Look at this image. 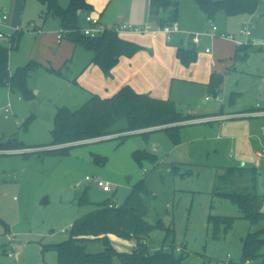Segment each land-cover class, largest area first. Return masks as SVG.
Wrapping results in <instances>:
<instances>
[{"label":"rangeland","instance_id":"1","mask_svg":"<svg viewBox=\"0 0 264 264\" xmlns=\"http://www.w3.org/2000/svg\"><path fill=\"white\" fill-rule=\"evenodd\" d=\"M5 1L6 4L13 2ZM2 2L1 12L8 17L10 12ZM68 3L69 0H58L61 7ZM22 5L18 26L0 27L6 34L18 27L24 30L19 49L9 54L11 72L32 60L28 53L34 27L43 29L59 22L52 15L43 16L41 11L45 7L36 0H26ZM257 11L263 16L222 15L229 20L227 29L223 30H220L221 19L215 18L209 23L204 20L207 27L215 25L217 33L239 35L240 31L252 29L257 41L232 57L233 68L223 75L217 98L207 93L201 96L203 87L198 84L187 85L186 91L191 95L178 90L174 96L178 113L195 120L206 114L241 111L244 106L264 102V0H260ZM84 15L82 12L79 16L81 29L87 27ZM207 27L204 30L180 28L191 34L204 33ZM217 45L227 48L219 36L205 37L200 45H195V50L200 56L205 54L202 49L207 48L211 55ZM67 80L65 68L57 73L41 65L27 80L33 92L31 99L7 85H0V142L14 138L25 146L50 144L57 107L75 110L85 102L65 103L67 100L63 98L79 94L76 89L70 91L75 86L67 88ZM263 125L264 117L255 116L222 122L191 121L180 128L177 144L165 132L153 131L147 136L132 133L125 138L66 144L65 150L51 154L42 153L46 147L25 152L28 155L0 154V264H56L55 250L45 246L66 240L73 221L97 205L107 202L121 205L141 180L150 191L149 196H144L148 207L146 220L154 224L161 219L165 227L173 229L167 243L173 241L174 246H185V264H222L224 260L242 264L241 239L250 225L235 219L231 229L224 232L221 227L220 238L213 239L209 216L235 217L239 215V207L212 192L216 174L225 167H240L241 163L255 167L258 180L264 182V153L262 158L254 154L264 149ZM245 129H252V136H245ZM135 151H146L156 159L143 158L139 162L133 156ZM174 166L185 175L180 176ZM87 176L108 183L112 191H102L92 180L86 181ZM164 235L161 229L151 231L147 238L150 251L162 247ZM107 237L116 252L128 253L134 249L132 238L115 233ZM87 249L101 251L104 245L102 241L90 242ZM10 252L16 254L14 258L7 256ZM261 254L258 259L247 262L264 264V246ZM113 262L122 264L116 257Z\"/></svg>","mask_w":264,"mask_h":264},{"label":"trees","instance_id":"2","mask_svg":"<svg viewBox=\"0 0 264 264\" xmlns=\"http://www.w3.org/2000/svg\"><path fill=\"white\" fill-rule=\"evenodd\" d=\"M36 1L45 7L42 11L43 16L52 15L58 18L62 39L81 43L89 49L92 52L90 64L99 66L106 76H109L111 69L121 56L129 57L140 50L138 45L121 39L117 33L109 30L95 38L83 35L79 26L78 11L90 9L86 0H69L66 7H61L58 0ZM153 1H159L163 7L169 5L168 0ZM195 3L207 19L212 21L220 12L226 16L253 14L260 0H195ZM174 16L175 14L172 18ZM22 34L21 29L15 30L10 40L6 42L8 45L0 40V85H7L11 90H16L24 97L31 99L33 92L27 86V80L30 74L38 69L39 64L28 61L25 65L17 67L14 72L9 70L8 65L9 54L17 49ZM239 47L246 50L248 45ZM176 55L184 65H189L197 59V52L193 47L178 48ZM222 81V75L211 74L206 84L208 94L217 97ZM192 119L194 117L190 115L183 116L178 113L175 103L170 99L153 98L147 94L136 93L129 86H123L108 98L93 95L75 110L65 106L57 107L50 144L25 146L12 138L6 142H0V154L6 150L40 147L47 148L42 152L43 154H51L65 150L67 147L64 148L63 145H72L79 141L105 136L125 138L132 133L147 136L153 131L165 132L171 141L177 144L180 128L184 126L185 121ZM146 129L149 130L146 131ZM54 147L58 148L52 149ZM133 156L139 162L143 158L154 161L156 159L155 155L146 151H135ZM174 169L179 171L177 166H174ZM179 174L182 177L185 175V173ZM214 182L212 193L236 204L239 207V215L237 217L210 215L212 238L219 239L221 227L226 232L232 228L235 219L245 220L250 226L241 239L242 264L258 259L262 256L261 248L264 246V211L262 210L264 192L259 191L256 168L225 167L216 174ZM84 195L86 194L83 193ZM149 195L150 191L146 182L139 181L132 187L121 205L109 207L108 202L97 205L94 210L73 221L66 240L49 244L45 248L50 247L55 250L56 264H114L115 257L122 264H185L184 251H175L173 241L167 243L173 235V229L165 227L161 219L154 224L146 220L148 207L144 196ZM155 228L165 233L163 245L158 250L150 251L147 238ZM109 233L132 238L135 242L134 249L130 253L116 252L108 242ZM95 241H102L104 249L88 250V243ZM164 245L167 249H164L166 247Z\"/></svg>","mask_w":264,"mask_h":264},{"label":"crops","instance_id":"3","mask_svg":"<svg viewBox=\"0 0 264 264\" xmlns=\"http://www.w3.org/2000/svg\"><path fill=\"white\" fill-rule=\"evenodd\" d=\"M25 1L26 0H13L12 4H6L5 0L2 2L6 5V8L10 13L8 16L9 18L7 17L6 22L3 25H0V27L10 29L11 27H17L18 24H20L18 23L20 17L19 12L20 7L21 10L23 7V5L21 6V2ZM168 1L169 5L163 7L159 1L154 2L153 0H86L90 9L78 11L79 16L82 12H85V17L88 14H92L93 16L98 17L100 23L106 28L109 26L112 27L118 23H128L134 27H141L145 23L158 26L172 21H175L179 28V32L171 34L169 41L166 40L162 33H159L155 37H152L148 33L132 31L118 33V36L121 39L138 45L140 50L129 57L121 56L117 64L111 69L109 76H106L99 66L90 64L92 52L83 44L72 43L66 39L58 40V34L61 31L58 21L48 28L46 27L42 29L34 27L32 33L33 41L31 42L32 46H30L28 58L33 61L35 59L34 62L38 63L39 67L42 65L45 66L46 69L52 71H59V73H62V70L64 68L66 69L68 76L67 88L69 89L71 86H75V88H70V91L76 89V93H79L78 96H74L73 94L70 98H63L67 100V102H65L66 104L81 100H85L86 102L93 95H97L101 98H108L123 86L131 87L136 93L147 94L150 97L157 99H170L174 103V96L177 94L178 90L183 94L191 95L188 93L189 91H186V87L189 84H198L203 87V89L200 88L201 96H203L204 93L208 94L206 84L209 82L211 74L215 73L223 76L226 71L233 68L232 57L235 53L244 49H239L233 41L219 36V34H232H229L226 31H219V33L216 32V35L227 43V48H219L217 45L211 55L209 50L204 48L202 50L205 54L200 56L197 55L196 61L189 65L182 64L176 55L178 48L193 47L195 49L196 46L190 43L191 40L188 37L189 33H186V31L182 30L180 27L186 29L197 27L204 30V28L207 27L206 21H204L207 17L196 5L195 0ZM1 13L0 9V17L5 14ZM173 14H175V16L172 18ZM222 15L225 14L220 12L214 17V19H221L222 24L220 30L227 29L229 23V20L226 18L224 19ZM251 15L252 18L253 16H263V14L259 13L257 10ZM209 22L211 21L207 19V23ZM79 26L81 28L80 18ZM208 28H210L209 25L207 29ZM18 29L21 28L18 27L14 29L12 33ZM21 30L24 34V30ZM0 31L4 32L2 30ZM250 31V42L256 43L257 38L255 37L254 30L250 29ZM205 37L209 36H204L199 45L203 42ZM20 40L17 49L13 51L19 49ZM206 49L208 51H206ZM207 97H205V99H208ZM205 99L203 102H205ZM260 103H258L260 105L259 108L264 109V102ZM255 109L256 106L250 105L249 107L244 106L241 111L225 114L220 113L216 115L206 114L203 117L198 116L199 118L195 120L192 119L185 121L184 125L191 123V121L222 122L236 118L253 117L247 116L246 114L253 112ZM219 116H224V118L204 121L205 119ZM233 129L238 130V128ZM244 132L245 136H252L253 134L252 129L250 131L245 129ZM34 149L35 148L6 150L3 151L2 154H22ZM259 153L261 152L255 151L254 154L257 158H262L263 155L258 156ZM238 166L245 167V164L241 163V165L238 164ZM258 182L260 192H264V182H262L261 179H259ZM181 246L185 252V246L183 244ZM12 253L14 256H9V253L7 256L9 258H14L16 254L14 252ZM222 264L232 263L224 260Z\"/></svg>","mask_w":264,"mask_h":264},{"label":"built area","instance_id":"4","mask_svg":"<svg viewBox=\"0 0 264 264\" xmlns=\"http://www.w3.org/2000/svg\"><path fill=\"white\" fill-rule=\"evenodd\" d=\"M7 20V15L3 14L0 17V25H3ZM85 21L87 23V27L84 29H81V33L85 36H88L90 38H95L98 37L100 35H102L104 32H106L107 30L115 32V33H121V32H125V31H132V32H138V33H148L150 34L152 37L157 36L159 33L164 34L166 40H170V36L173 33L179 32V28L178 25L175 21H172L170 23L167 24H163V25H158V26H153L150 23H145L143 26L141 27H134L128 23H118L110 28H106L104 27L100 21L99 18L96 16H93L92 14H88L85 17ZM217 31V27L215 25H211L209 30H207L204 33H191L189 34V39L191 40L192 45H197L201 42V40L203 39L204 36H209V37H214L216 36V32ZM250 35H251V31L250 29H246L243 31H240L239 35H225V34H219L220 37L229 39L231 41H233L236 46H243V45H249L251 44L250 42ZM11 38V34H6L4 32L0 31V40L2 41H9ZM63 38L62 33L60 31V33L58 34V40H61ZM243 38V39H241ZM206 51H208L206 49ZM208 98V97H207ZM217 98V97H215ZM259 104L256 105V109L253 112H249L246 115L247 116H264V110L259 108ZM224 116H219V117H213L210 119H205L204 121L207 120H217V119H223ZM110 136H105V137H98V138H93V139H88V140H84V141H79V142H75L74 144H78V143H82V142H88V141H94V140H100V139H104V138H109ZM264 153V149L261 151V153L258 154V156H262ZM86 181H93L94 184L101 189L104 192H110L112 191V187L98 179H91L88 176L85 178ZM112 206H117L116 204L113 203H109V207ZM175 251L177 252H182L184 249L182 246H175ZM9 256H14V254L11 252L8 254ZM243 264H249L248 262H245Z\"/></svg>","mask_w":264,"mask_h":264},{"label":"water","instance_id":"5","mask_svg":"<svg viewBox=\"0 0 264 264\" xmlns=\"http://www.w3.org/2000/svg\"><path fill=\"white\" fill-rule=\"evenodd\" d=\"M33 106H35V105L33 104Z\"/></svg>","mask_w":264,"mask_h":264}]
</instances>
